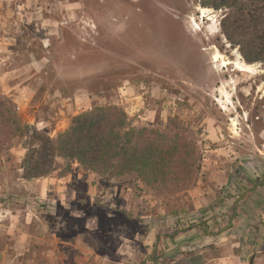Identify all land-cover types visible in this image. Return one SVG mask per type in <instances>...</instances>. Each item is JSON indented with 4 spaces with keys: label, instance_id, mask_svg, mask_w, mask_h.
Wrapping results in <instances>:
<instances>
[{
    "label": "rangeland",
    "instance_id": "374dc122",
    "mask_svg": "<svg viewBox=\"0 0 264 264\" xmlns=\"http://www.w3.org/2000/svg\"><path fill=\"white\" fill-rule=\"evenodd\" d=\"M202 8L0 0V93L29 130L0 153V264H227L237 241L244 264H264V67L227 40L221 11ZM108 106L132 129L185 139L196 155L189 180L160 193L72 158L22 179L34 133L57 139ZM255 242L259 258L247 247Z\"/></svg>",
    "mask_w": 264,
    "mask_h": 264
},
{
    "label": "trees",
    "instance_id": "16d2710c",
    "mask_svg": "<svg viewBox=\"0 0 264 264\" xmlns=\"http://www.w3.org/2000/svg\"><path fill=\"white\" fill-rule=\"evenodd\" d=\"M200 5L221 11V31L227 40L239 47L248 64L264 67V0H200ZM129 126L123 109L108 106L75 117L70 129L57 139L34 133L22 162V179L46 178L57 158H72L84 170L108 178L135 174L146 187L160 193L177 187L183 178L189 180L196 155L185 139ZM24 129L15 104L0 93V153L13 138L27 136L29 128ZM258 184L264 186V178Z\"/></svg>",
    "mask_w": 264,
    "mask_h": 264
},
{
    "label": "crops",
    "instance_id": "0c3cea01",
    "mask_svg": "<svg viewBox=\"0 0 264 264\" xmlns=\"http://www.w3.org/2000/svg\"><path fill=\"white\" fill-rule=\"evenodd\" d=\"M231 244L233 247H230L231 248L230 255L227 259L224 260V262H226L227 264H244L243 256L245 255V252L247 253V251H245L246 245L241 246V242H238V241L233 242ZM250 246L253 247V250H251V255H256L257 258H259V242L258 243L255 242V245H252V244L247 245V247H250ZM242 250H244V251H242ZM176 260H179V258L176 257L172 264H177ZM208 261H210V260H208ZM200 264H202V263H200Z\"/></svg>",
    "mask_w": 264,
    "mask_h": 264
},
{
    "label": "bare ground",
    "instance_id": "6f19581e",
    "mask_svg": "<svg viewBox=\"0 0 264 264\" xmlns=\"http://www.w3.org/2000/svg\"><path fill=\"white\" fill-rule=\"evenodd\" d=\"M201 10H202V13H203V17H205L207 11H210L209 9H206V8H202ZM220 59L221 58L218 55H215L214 58H213L215 63L220 62ZM228 65H229V63L227 61H223L221 66L226 68V66H228ZM237 69L240 72H245V73H253L254 70H255V68L252 65L242 64V63H239L237 65Z\"/></svg>",
    "mask_w": 264,
    "mask_h": 264
}]
</instances>
